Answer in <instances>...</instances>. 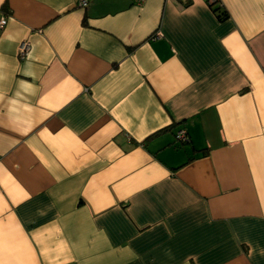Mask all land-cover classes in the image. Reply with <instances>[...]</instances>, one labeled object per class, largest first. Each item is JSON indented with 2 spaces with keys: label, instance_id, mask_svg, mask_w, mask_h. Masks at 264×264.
I'll list each match as a JSON object with an SVG mask.
<instances>
[{
  "label": "crops",
  "instance_id": "crops-1",
  "mask_svg": "<svg viewBox=\"0 0 264 264\" xmlns=\"http://www.w3.org/2000/svg\"><path fill=\"white\" fill-rule=\"evenodd\" d=\"M3 15L0 264H264V0Z\"/></svg>",
  "mask_w": 264,
  "mask_h": 264
},
{
  "label": "built area",
  "instance_id": "built-area-1",
  "mask_svg": "<svg viewBox=\"0 0 264 264\" xmlns=\"http://www.w3.org/2000/svg\"><path fill=\"white\" fill-rule=\"evenodd\" d=\"M137 4H140L143 0H134ZM89 0H76V5L81 8L85 9L88 6ZM7 17L5 15L0 17V29H2L6 24ZM28 48V43L26 41L21 42L19 46V55L23 56ZM175 139L179 142H185L188 139V136L184 129H178L175 132Z\"/></svg>",
  "mask_w": 264,
  "mask_h": 264
},
{
  "label": "trees",
  "instance_id": "trees-1",
  "mask_svg": "<svg viewBox=\"0 0 264 264\" xmlns=\"http://www.w3.org/2000/svg\"><path fill=\"white\" fill-rule=\"evenodd\" d=\"M179 142V141H178ZM186 142V141H185ZM185 142H180V143H185Z\"/></svg>",
  "mask_w": 264,
  "mask_h": 264
},
{
  "label": "bare ground",
  "instance_id": "bare-ground-1",
  "mask_svg": "<svg viewBox=\"0 0 264 264\" xmlns=\"http://www.w3.org/2000/svg\"><path fill=\"white\" fill-rule=\"evenodd\" d=\"M186 132V131H185Z\"/></svg>",
  "mask_w": 264,
  "mask_h": 264
}]
</instances>
